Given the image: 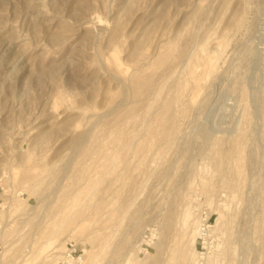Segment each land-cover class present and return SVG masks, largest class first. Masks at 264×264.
<instances>
[{"label": "rangeland", "instance_id": "374dc122", "mask_svg": "<svg viewBox=\"0 0 264 264\" xmlns=\"http://www.w3.org/2000/svg\"><path fill=\"white\" fill-rule=\"evenodd\" d=\"M264 264V0H0V264Z\"/></svg>", "mask_w": 264, "mask_h": 264}, {"label": "built area", "instance_id": "2783aa9c", "mask_svg": "<svg viewBox=\"0 0 264 264\" xmlns=\"http://www.w3.org/2000/svg\"><path fill=\"white\" fill-rule=\"evenodd\" d=\"M82 259L83 250L72 241L66 242L60 264L80 263Z\"/></svg>", "mask_w": 264, "mask_h": 264}, {"label": "bare ground", "instance_id": "6f19581e", "mask_svg": "<svg viewBox=\"0 0 264 264\" xmlns=\"http://www.w3.org/2000/svg\"><path fill=\"white\" fill-rule=\"evenodd\" d=\"M82 261H83V259H82ZM82 261H81V262H82ZM81 262H80V263H81ZM72 264H79V263H72Z\"/></svg>", "mask_w": 264, "mask_h": 264}]
</instances>
